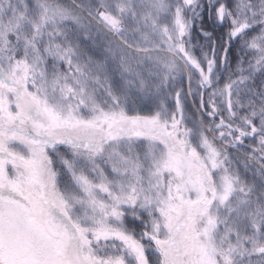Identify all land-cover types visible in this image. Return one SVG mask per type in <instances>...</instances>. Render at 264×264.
Instances as JSON below:
<instances>
[{
	"label": "snow or ice",
	"instance_id": "6c2138e0",
	"mask_svg": "<svg viewBox=\"0 0 264 264\" xmlns=\"http://www.w3.org/2000/svg\"><path fill=\"white\" fill-rule=\"evenodd\" d=\"M0 264H264V0H0Z\"/></svg>",
	"mask_w": 264,
	"mask_h": 264
},
{
	"label": "trees",
	"instance_id": "16d2710c",
	"mask_svg": "<svg viewBox=\"0 0 264 264\" xmlns=\"http://www.w3.org/2000/svg\"><path fill=\"white\" fill-rule=\"evenodd\" d=\"M199 27V25H198ZM204 28L206 31L212 32L213 33V37L217 40H219L221 38V36L224 34V32L226 31V29L224 27H222L221 25L214 23L211 19H206L204 22ZM194 35L196 36V39L193 41L194 43L197 42V40H199L201 43H204L203 39L199 36L198 32L194 33ZM239 48V44L235 43L233 45V48L231 49L230 53H229V61L230 63H235V53L238 51ZM197 55L200 54L199 49H197Z\"/></svg>",
	"mask_w": 264,
	"mask_h": 264
}]
</instances>
